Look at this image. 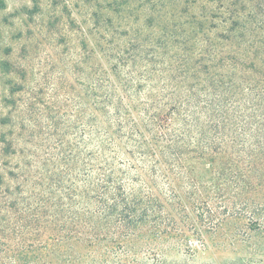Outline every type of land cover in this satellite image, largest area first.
Segmentation results:
<instances>
[{
  "label": "trees",
  "instance_id": "trees-1",
  "mask_svg": "<svg viewBox=\"0 0 264 264\" xmlns=\"http://www.w3.org/2000/svg\"><path fill=\"white\" fill-rule=\"evenodd\" d=\"M170 38L83 42L53 169L0 178V264H264L219 255L264 228V69Z\"/></svg>",
  "mask_w": 264,
  "mask_h": 264
},
{
  "label": "rangeland",
  "instance_id": "rangeland-1",
  "mask_svg": "<svg viewBox=\"0 0 264 264\" xmlns=\"http://www.w3.org/2000/svg\"><path fill=\"white\" fill-rule=\"evenodd\" d=\"M164 36L175 41L173 50L211 39L264 69V0H0L2 186L13 188L10 172L35 155L53 169L70 113L62 81L73 83L68 66L84 41L150 45ZM257 199L264 203V189ZM250 235L219 255L264 259V228Z\"/></svg>",
  "mask_w": 264,
  "mask_h": 264
}]
</instances>
